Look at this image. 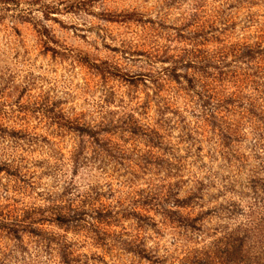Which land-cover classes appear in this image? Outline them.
I'll list each match as a JSON object with an SVG mask.
<instances>
[{"label":"rangeland","instance_id":"374dc122","mask_svg":"<svg viewBox=\"0 0 264 264\" xmlns=\"http://www.w3.org/2000/svg\"><path fill=\"white\" fill-rule=\"evenodd\" d=\"M0 264H264V0H0Z\"/></svg>","mask_w":264,"mask_h":264},{"label":"trees","instance_id":"16d2710c","mask_svg":"<svg viewBox=\"0 0 264 264\" xmlns=\"http://www.w3.org/2000/svg\"><path fill=\"white\" fill-rule=\"evenodd\" d=\"M62 221H66V217H62V218H60Z\"/></svg>","mask_w":264,"mask_h":264}]
</instances>
